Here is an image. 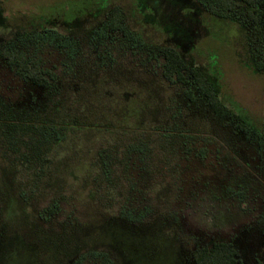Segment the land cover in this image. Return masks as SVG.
Here are the masks:
<instances>
[{"label":"rangeland","instance_id":"obj_1","mask_svg":"<svg viewBox=\"0 0 264 264\" xmlns=\"http://www.w3.org/2000/svg\"><path fill=\"white\" fill-rule=\"evenodd\" d=\"M115 7L124 30L103 27ZM3 46L54 78L0 56V264H194L215 241L264 264V0L231 18L199 0H0ZM161 46L231 115L167 82Z\"/></svg>","mask_w":264,"mask_h":264},{"label":"trees","instance_id":"obj_2","mask_svg":"<svg viewBox=\"0 0 264 264\" xmlns=\"http://www.w3.org/2000/svg\"><path fill=\"white\" fill-rule=\"evenodd\" d=\"M204 8L217 17H234L241 5L256 7L261 0H199ZM123 15L118 7L111 10L110 16L104 24V29H123ZM56 37V36H55ZM58 39V36L56 37ZM164 63L162 69L163 78L169 82H179L182 85L191 84L204 98L212 111L221 117L230 116V112L218 99L214 89L208 83L206 77L196 68H189L179 51L171 46L159 48ZM0 56L10 65L21 77L30 80L38 86H48L54 78L53 73L44 69L39 60L32 59L24 52L10 47H0ZM260 71L264 72V58L257 64ZM186 72L187 75H186ZM185 95L193 100L190 89L185 90ZM194 264H238L237 250L231 242L215 241L208 246L198 247L192 252Z\"/></svg>","mask_w":264,"mask_h":264}]
</instances>
